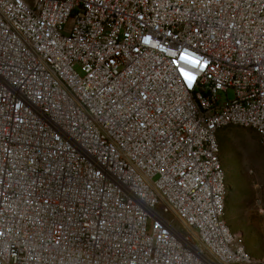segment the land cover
<instances>
[{
	"label": "built area",
	"instance_id": "obj_1",
	"mask_svg": "<svg viewBox=\"0 0 264 264\" xmlns=\"http://www.w3.org/2000/svg\"><path fill=\"white\" fill-rule=\"evenodd\" d=\"M230 127L264 150V0H0V264H264Z\"/></svg>",
	"mask_w": 264,
	"mask_h": 264
},
{
	"label": "rangeland",
	"instance_id": "obj_2",
	"mask_svg": "<svg viewBox=\"0 0 264 264\" xmlns=\"http://www.w3.org/2000/svg\"><path fill=\"white\" fill-rule=\"evenodd\" d=\"M227 97L233 98L231 91ZM218 144L227 186L226 222L241 233L252 257L264 258V150L253 130L237 127L221 131Z\"/></svg>",
	"mask_w": 264,
	"mask_h": 264
}]
</instances>
